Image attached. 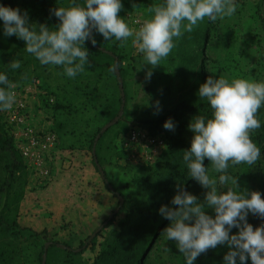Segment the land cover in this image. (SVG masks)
Instances as JSON below:
<instances>
[{"label": "rangeland", "instance_id": "1", "mask_svg": "<svg viewBox=\"0 0 264 264\" xmlns=\"http://www.w3.org/2000/svg\"><path fill=\"white\" fill-rule=\"evenodd\" d=\"M157 2L159 0H122L119 15L138 28V22L149 16L148 9ZM235 3L237 11L233 16L215 23L205 19L194 28L200 30L202 36L206 35L205 38L177 40L169 56L152 70L150 80L145 75L149 66L138 70L143 57L130 42L127 47H121L114 39L104 41L99 34L95 36L98 46L108 50L115 60L104 57L102 64L109 66H101L98 70L100 74L95 77L83 71L80 76L68 78L61 67L41 65L25 52L24 46H19V55L10 56L9 64L18 60L25 66L27 76L14 84L30 100L32 124L40 130L60 133L62 139L61 147L50 160L51 176H38L26 160L29 175L20 177L12 192L16 195L21 186L24 188L17 208L22 231L15 236L0 238V246L14 258L15 263L38 264L39 254L47 245L46 264H95L98 255L117 238L119 224L126 216L125 212L119 213V201L123 203L124 199L105 188L99 167L97 169L94 165V146L91 149L90 143L95 133L113 122L120 113L122 104L120 106L118 101H111L121 90L120 81L126 90L123 119L120 124L116 123L106 130L96 146L99 164L111 185L132 205H141L160 180L162 153L168 147L169 137L166 133L150 134L156 139L149 149L152 158L142 159L140 154L129 156V165H126L120 142L122 125L127 127L133 122L140 124L144 120L158 118L183 94H197L199 85L208 75L264 81V0H235ZM114 50L123 57L122 70L118 66L120 81L112 72L113 66L116 71V61L119 64ZM76 82H81V92L73 90V83ZM94 91L102 102L98 108H77L70 101L77 102L81 97L87 100L93 98ZM50 93L57 97L55 103L54 98H50L56 108L48 105L45 96ZM257 116L264 124V108L258 111ZM257 132L255 130L252 134V139L264 153V134L261 138ZM229 172L238 177L241 189L259 191L264 198V158L254 167L237 165ZM189 182L191 193L202 200L205 189L193 179ZM117 213L113 223L105 228L103 219ZM168 223L166 220L161 230ZM95 232V240H90ZM232 232L235 233L233 229ZM54 241L67 243L80 253L69 255L62 245L52 247ZM167 245L171 247H165ZM14 250L19 253L12 254ZM208 251L225 255L228 248L221 245ZM208 251L198 258L205 259L207 264H219L209 258ZM182 261L183 256L175 243H165L162 235L153 241L141 264H182ZM247 264H251L250 259Z\"/></svg>", "mask_w": 264, "mask_h": 264}, {"label": "clouds", "instance_id": "2", "mask_svg": "<svg viewBox=\"0 0 264 264\" xmlns=\"http://www.w3.org/2000/svg\"><path fill=\"white\" fill-rule=\"evenodd\" d=\"M57 4L50 12L58 23L49 25L32 22L27 10L0 3V30L5 37L24 41L25 52L41 65L61 67L68 78H75L90 63L85 45L87 41L96 45L94 33L104 41L114 39L121 47L130 42L143 57L138 70L149 66L145 75L150 80L152 70L185 33L205 19L215 23L237 11L235 0H159L137 28L119 15L122 0H68L66 6L57 0ZM10 67L16 70L21 64L16 60ZM15 88L0 72V112L12 109ZM197 95L207 102L211 114L191 117L187 128L193 135L190 146L183 150L182 162L187 177L205 192L201 200L182 183L177 184L170 204L158 209L169 221L161 234L165 243H175L184 264H196L201 254L221 245L228 248L222 264H247L249 259L251 264H264V223L254 227L247 219L251 214L264 220V198L259 191L241 189L238 177L229 172L237 165L254 167L264 158L252 139L262 127L257 113L264 108V81L208 75ZM163 127L174 131L176 125L169 118Z\"/></svg>", "mask_w": 264, "mask_h": 264}, {"label": "trees", "instance_id": "3", "mask_svg": "<svg viewBox=\"0 0 264 264\" xmlns=\"http://www.w3.org/2000/svg\"><path fill=\"white\" fill-rule=\"evenodd\" d=\"M79 2L82 3L83 0H79ZM0 3H3L6 6L18 7L22 11L27 10L29 19L32 22L38 24L47 23L49 25H55L58 23L57 18L50 12V9L58 6L57 0H0ZM60 3L66 6L68 0H60ZM0 24H2V22H0ZM94 35L96 36V33H94ZM205 37L206 35L202 36L200 34V30L194 29L191 33H185L182 38H184L186 41H196ZM19 46L23 47L24 41L17 39L15 36L5 37L3 36L2 30H0V72L5 73L12 83H19L27 76L25 73L24 64H21L19 69L13 70L11 69L8 62L12 54L19 55L21 53V51L18 50ZM85 46L89 51L90 63L86 66L83 73L92 74V76L95 77L96 75L100 74L98 70L101 66H109V64H102L104 57L115 60L114 55L110 54L108 50H104L98 46L97 43L96 45H92L90 41H87ZM113 52L118 58V66L122 70L123 57L120 54H116L115 50ZM112 70L114 76L116 77L114 66L112 67ZM80 75L81 74L79 73L78 76ZM73 84V90L81 92V89H83L81 82H76ZM124 93L126 94V90ZM92 96L93 98H89L88 100L86 97H81L76 100L77 102H73V100L70 101H72L71 103L74 105H77V108H98L102 102H100V98L97 97L95 91ZM45 97L48 105H51L52 108L57 107V105L55 106L54 104L57 101L56 96L54 97L50 93ZM52 97L54 98V103L50 102V98ZM115 97L112 98L111 101H118L119 105L121 106L124 100L122 97V90H120L119 94ZM196 114L207 116L211 114V111L207 102L200 101L197 94L194 93L192 95L187 93L183 94L168 111L158 118L147 119L143 122H140V124L133 122V124H129L127 127L122 125L121 131L123 133V137L120 140L121 146L124 137L127 136L128 132L135 125L140 128H146L149 134L152 135L166 133L169 137L168 147L162 153L161 166L163 167V170L160 180L156 186L145 196V199L141 205H132L129 203V200L127 201L122 193L120 196L116 188L111 185L106 172L105 175L102 176L101 180L105 188L118 197H122L124 199L123 203L119 201V213L125 212L126 216L119 224L120 231L117 238L98 255L97 259L95 260V264H141L153 241L159 237L161 238V227L166 222V219H163L158 214L159 207L162 204H170L171 198L176 194L177 184L182 183L184 187H186V189L191 192V186L188 184L190 183L189 181H191V178L187 177L186 169L183 166L182 153L184 149H187L190 146L193 133L187 128V125L191 117ZM169 118H171L176 125L174 131L165 130L163 127L164 121ZM122 119L123 118L117 122V125L121 123ZM113 126L109 127L107 131ZM263 130L264 124H262L260 129H257V133L261 138L264 134ZM13 131V126L5 119L3 112H0V238L7 235L15 236L22 231L18 221L19 211L17 208L19 201L22 199L24 188L21 186L19 193L16 195H12V192L16 188L19 178L29 175L30 170L29 164L23 158L15 142ZM99 132L100 130L95 133L94 138L90 143L91 149L95 144L94 140L96 134ZM57 134L59 137V147H61V135L60 133ZM97 146V151L95 154H93V162L95 167L98 169L96 158L100 164L101 162L99 159ZM121 150L124 154L126 165H129V162L127 161L129 158L128 152L123 147H121ZM26 183L27 182H25V184ZM112 212H114V210ZM117 215L118 213L113 216L111 215L112 217L109 215L103 219V222H107L105 228L109 227L113 223ZM247 219L248 222L254 227L264 223V220L253 215ZM233 230L235 232L238 231L235 228ZM51 244L52 247H59L61 245L64 246L69 255L80 253L72 249L67 243L54 241ZM165 247H171V245H167ZM44 252L45 248H43L39 254L38 264H43ZM17 253H19L18 250H14L12 252V254ZM207 255H209V258L215 262L222 264V258L224 256L223 254L216 251H208ZM182 262V264H184V259ZM0 264L23 263H15L14 258L8 256L6 250H4V247L0 246ZM196 264H207V261L202 258H197Z\"/></svg>", "mask_w": 264, "mask_h": 264}, {"label": "built area", "instance_id": "4", "mask_svg": "<svg viewBox=\"0 0 264 264\" xmlns=\"http://www.w3.org/2000/svg\"><path fill=\"white\" fill-rule=\"evenodd\" d=\"M16 101L11 110L4 111L5 119L13 126L16 144L25 160L35 173L42 178L51 176L50 160L59 147V137L54 131L40 130L30 120V100L14 89ZM156 139L145 129L133 126L122 141V147L129 156L140 154L142 159L152 158L149 149Z\"/></svg>", "mask_w": 264, "mask_h": 264}, {"label": "water", "instance_id": "5", "mask_svg": "<svg viewBox=\"0 0 264 264\" xmlns=\"http://www.w3.org/2000/svg\"><path fill=\"white\" fill-rule=\"evenodd\" d=\"M116 74H117L118 79H119V81H120V72H119V68H118L117 61H116ZM120 88H121V90H122V97L124 98V89H123V84L121 83V81H120ZM124 104H125V101L123 100V102H122V106H121V110H120V113H119L118 117H117L113 122H111L110 124H108L107 126H105V127L100 131V133L97 135V137H96V141H95V144H94V147H93V152H94V154L96 153V142L99 140L100 136H101V135H102V134H103V133L109 128V127H111L112 125L116 124V123L119 121V119L122 117V115H123V111H124ZM96 163H97V165H98V167H99V170H100L102 176H104V175H105V172H104L103 168L100 166V164H99L97 158H96ZM112 216H113V215H112ZM112 216H111V217H112ZM105 224H107V222H106ZM96 233H97V232H95V233L90 237V240H92V239L94 238V236L96 235ZM47 249H48V246L46 245V246H45V253H44V255H43V264H46V257H47V254H46V253H47Z\"/></svg>", "mask_w": 264, "mask_h": 264}]
</instances>
